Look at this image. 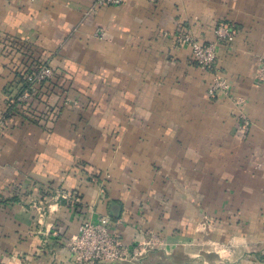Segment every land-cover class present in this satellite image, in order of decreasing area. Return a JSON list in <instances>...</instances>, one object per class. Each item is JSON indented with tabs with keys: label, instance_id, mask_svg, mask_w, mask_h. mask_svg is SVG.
<instances>
[{
	"label": "crops",
	"instance_id": "0c3cea01",
	"mask_svg": "<svg viewBox=\"0 0 264 264\" xmlns=\"http://www.w3.org/2000/svg\"><path fill=\"white\" fill-rule=\"evenodd\" d=\"M219 21L241 109L175 41ZM262 55L264 0H0V118L16 76L53 69L0 127V264H78L68 240L100 219L127 256L96 264H264Z\"/></svg>",
	"mask_w": 264,
	"mask_h": 264
},
{
	"label": "built area",
	"instance_id": "2783aa9c",
	"mask_svg": "<svg viewBox=\"0 0 264 264\" xmlns=\"http://www.w3.org/2000/svg\"><path fill=\"white\" fill-rule=\"evenodd\" d=\"M95 8L102 6H118L124 0H91ZM236 33V27L227 21H219L215 27V38L212 41L203 42L195 39L190 33H179L176 43L186 45L190 48L193 63L204 68L212 74V81L207 89L209 98L215 99L226 96L233 99L234 105L241 109L242 98L231 95L226 77L216 62L217 46L232 39ZM53 76V69L47 63H39L28 68L22 74L16 76L14 90L7 93V108L0 118V127L7 123L12 114L13 105L26 102L30 97L31 88L49 80ZM255 81L264 84V55L258 59ZM14 91V92H12ZM239 128L244 132L249 127V121L240 112ZM65 199H78L67 195H61ZM69 252L78 264H96L98 262H112L126 258L127 254L123 248L120 235L113 229H109V223L100 220L83 221L78 231L72 235L67 243Z\"/></svg>",
	"mask_w": 264,
	"mask_h": 264
},
{
	"label": "rangeland",
	"instance_id": "374dc122",
	"mask_svg": "<svg viewBox=\"0 0 264 264\" xmlns=\"http://www.w3.org/2000/svg\"><path fill=\"white\" fill-rule=\"evenodd\" d=\"M143 253H141L139 256L141 257V255H142ZM128 260H127V263H131V262H133V260H131V257H129V258H127ZM140 260V259H139Z\"/></svg>",
	"mask_w": 264,
	"mask_h": 264
}]
</instances>
